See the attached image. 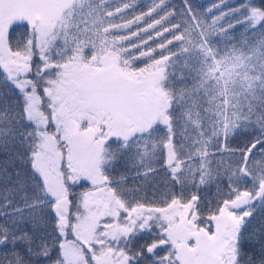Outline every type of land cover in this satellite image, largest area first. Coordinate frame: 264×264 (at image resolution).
<instances>
[{"label": "snow or ice", "instance_id": "6c2138e0", "mask_svg": "<svg viewBox=\"0 0 264 264\" xmlns=\"http://www.w3.org/2000/svg\"><path fill=\"white\" fill-rule=\"evenodd\" d=\"M0 264H264V0H0Z\"/></svg>", "mask_w": 264, "mask_h": 264}, {"label": "trees", "instance_id": "16d2710c", "mask_svg": "<svg viewBox=\"0 0 264 264\" xmlns=\"http://www.w3.org/2000/svg\"><path fill=\"white\" fill-rule=\"evenodd\" d=\"M150 2V0H140L141 5H146ZM190 2L194 5L197 6L198 10L203 11L207 7H209L214 0H190ZM232 3H236L237 0H231ZM171 3L174 4L177 9H179L182 6V0H171Z\"/></svg>", "mask_w": 264, "mask_h": 264}]
</instances>
